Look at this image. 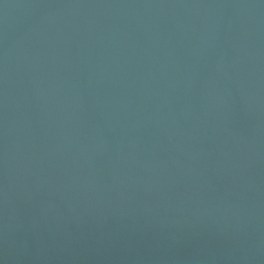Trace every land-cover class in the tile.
Returning a JSON list of instances; mask_svg holds the SVG:
<instances>
[{
    "label": "water",
    "instance_id": "95a60500",
    "mask_svg": "<svg viewBox=\"0 0 264 264\" xmlns=\"http://www.w3.org/2000/svg\"><path fill=\"white\" fill-rule=\"evenodd\" d=\"M0 264H264V0H0Z\"/></svg>",
    "mask_w": 264,
    "mask_h": 264
}]
</instances>
